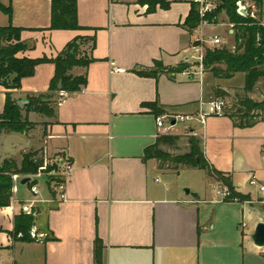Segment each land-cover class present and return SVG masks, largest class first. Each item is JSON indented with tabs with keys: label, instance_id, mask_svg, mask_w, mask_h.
<instances>
[{
	"label": "crops",
	"instance_id": "1",
	"mask_svg": "<svg viewBox=\"0 0 264 264\" xmlns=\"http://www.w3.org/2000/svg\"><path fill=\"white\" fill-rule=\"evenodd\" d=\"M145 1L76 0L78 25L93 30L72 31L48 30L50 0H0L11 6L10 22L23 29L20 40L29 46L18 57L54 58L75 37L95 38L93 50L91 43L81 49L94 61L70 72L86 76L81 91L55 94L63 98L54 118L30 113L33 130L0 134V165L4 160L20 165L22 154L38 152L46 164L58 163L59 175L55 169L50 175L63 180L48 184L43 174L27 177L36 182L33 195L31 186L21 185L24 177H13L12 202L0 208V232H7L5 227L13 231V219L24 208L37 209L35 233L54 240L8 239L0 244V264H94L97 240L102 264H264V250L249 239L264 222V207L256 203L261 198L257 186L247 187L252 175L264 186V121L241 129L225 116H210L187 122L184 135L175 127L169 133L156 128L160 116L144 104L156 103L165 114L193 115L201 101L215 99L213 89L225 91L212 87L205 75L187 79L167 71L184 64L196 36L184 27L190 5L164 0L167 8L158 4L148 13ZM8 24L0 12V27ZM156 64L161 69L155 77L134 73ZM53 77V64L38 65L13 98L20 102L46 94ZM256 85L245 94L243 74L244 96L253 94ZM5 93L0 86V115ZM158 135L182 136L179 142L186 140L187 152V137L195 136L207 162L229 174L235 191L251 203L220 201V184L205 171L182 167L172 181L159 162L144 161V149ZM66 167L71 170L64 176ZM186 170L202 173L200 184L187 186L196 199L184 194L185 184L177 185Z\"/></svg>",
	"mask_w": 264,
	"mask_h": 264
},
{
	"label": "trees",
	"instance_id": "2",
	"mask_svg": "<svg viewBox=\"0 0 264 264\" xmlns=\"http://www.w3.org/2000/svg\"><path fill=\"white\" fill-rule=\"evenodd\" d=\"M51 1V23L48 30H72L86 31L93 30L80 27L77 23L76 16V0H50ZM218 6L216 10L206 16L208 22L217 23L218 17L224 13L228 22L233 24V41L234 49L228 50L225 47L207 50L204 57L205 69L211 68L210 72L216 79L229 80L238 73L244 74L245 94L253 91L255 85L259 81H264V26L259 22L264 21V0H255L259 9L258 19L243 18L236 14L235 3L238 0H217ZM147 12L151 13L155 10L156 5L161 8H167L168 3L164 0H146ZM0 12L9 19L6 27H0V86L6 90L5 103L3 113L0 115V134L2 133H27L36 127V124L29 122L28 115L35 113L37 115L54 118L56 103L63 98V95H55L57 93L72 94L81 91L86 85V76H72L70 72L74 68L86 69L93 61L86 51L81 49L91 43L89 51L95 47L94 37H75L70 41L64 49L54 58H27L18 57V54L26 51L29 46L20 40L21 28H15L11 24L12 9L11 6L5 7L0 3ZM200 24V18L196 11V6L191 5L189 15L185 20L184 27L193 32ZM88 51V52H89ZM54 65V77L48 87L46 94L37 96H26V104L22 109L17 105V100L13 98V91L20 90L21 81L24 78L32 77L34 70L41 64ZM187 65L180 64L176 68L168 69V72L180 73ZM223 67V68H221ZM161 69L160 64H156L152 69H143L134 71L140 77H155ZM61 82V91H58L57 85ZM215 99L227 97V94L221 90L213 89ZM150 109L155 116H162L165 112L157 106L156 103L144 104ZM238 108L225 109L224 116L230 119L236 128H250L259 121H264V116L259 120L256 112H264V101L256 103L244 96L238 103ZM180 135H158L153 145L148 146L143 151V160H156L159 163H172L175 166H182L189 169L201 170L208 173L221 186L227 188L231 192V198L226 202H248V196L241 195L235 191L232 184L231 176L216 171L205 159L204 154L200 150L199 140L195 136L187 137L189 151L185 154L175 157L169 156L161 149L162 146L175 148ZM44 156H39L38 152H28L22 154V161L17 165L14 160H4L0 165V208L9 207L13 197V177L24 175L25 178L36 175H49L50 180L63 183L61 177L51 176L50 173L55 169L45 163ZM162 168L161 165H159ZM35 181H29L27 185L34 186ZM52 196L54 193L51 191ZM39 213L37 209L31 211L30 214L20 212L13 219L12 239L16 242L35 243L44 240L32 238L31 230L35 226L36 215ZM37 235V233H36ZM102 247L97 240L94 244V264H102L101 262Z\"/></svg>",
	"mask_w": 264,
	"mask_h": 264
},
{
	"label": "built area",
	"instance_id": "3",
	"mask_svg": "<svg viewBox=\"0 0 264 264\" xmlns=\"http://www.w3.org/2000/svg\"><path fill=\"white\" fill-rule=\"evenodd\" d=\"M171 1H181L188 5H195L196 11L198 13V16L200 18V24L199 26L194 30L195 34L198 32V34L195 36L193 42L190 45L188 57L185 59L184 64L187 65V67L181 71L180 75L184 76L187 79H196L201 78L204 73V57L206 55L207 50H213L216 48H222L224 47L223 40L220 37H207L202 33L203 28L206 26H212L216 25L217 23L208 22L206 20V16L208 14L213 13L217 6L218 1L217 0H171ZM236 9L235 12L237 15L243 18H252L257 20V12L259 13V9L256 6L255 0H238L235 3ZM224 14L221 13L219 17ZM225 15V14H224ZM218 17V18H219ZM262 26H264V21L259 22ZM225 27L228 28V34L233 36L234 30H233V24L227 22ZM230 31V32H229ZM234 49V48H233ZM61 101L57 104L59 106ZM224 102L222 99H212L209 101H201L199 103V108L197 110L196 114L193 115H180V114H174L169 113L162 115L160 117H157L155 120L156 128L162 132H171L174 127L177 126L179 123H187L191 121H200L205 122V120L210 117H223L224 116ZM173 122V123H172ZM70 167H66L63 171V175L67 176L70 173ZM250 186H257L258 192L261 194V198L256 201L257 204H260L264 206V186L259 185L257 182V179L254 175L250 177L249 181ZM30 192L33 195H37L38 189L36 186H32L30 188ZM217 196L220 201H226L227 199L231 198V192L220 185L219 190L217 191ZM60 199L64 200V195H60ZM234 202H237V199H233ZM247 203H251L250 201ZM26 214H30L31 211L29 208H24V211H22ZM30 235L32 238L41 239L43 238V235H36L35 230L32 229L30 232Z\"/></svg>",
	"mask_w": 264,
	"mask_h": 264
},
{
	"label": "rangeland",
	"instance_id": "4",
	"mask_svg": "<svg viewBox=\"0 0 264 264\" xmlns=\"http://www.w3.org/2000/svg\"><path fill=\"white\" fill-rule=\"evenodd\" d=\"M257 15L258 12H257ZM259 17L257 16V19ZM227 23L228 20L224 14H222L218 18V24L212 25V26H206L203 28L202 33L207 37H220L223 40L224 47L227 48L228 50H233L234 48V41H233V36L229 35L227 32V28L225 25H222L223 23ZM198 32L196 33V35ZM211 68L205 69L204 67V73L205 77L212 83V87H219L225 91L227 94V97L221 98L224 102V107L225 109H232V108H238V103L239 101L244 97L243 93L241 92V86L243 84V73H238V75L232 79V80H223V79H214L212 77V74L210 72ZM205 78V79H206ZM249 99L256 103H261L264 101V81H260L254 90V93L248 96ZM256 113H264V112H256ZM259 116V115H258ZM261 116L256 117L257 120L260 119ZM190 123L183 124L179 123L175 127V133L182 131L184 126L189 125ZM186 131H182V135L185 134ZM187 152V146H186V140L182 139L175 148L171 150H166V153L171 156L175 157L181 154H184ZM48 158V157H47ZM47 160V159H45ZM158 165L162 166V171L167 172L171 176L172 181H176V178L178 175L176 173L183 169L182 166H175L172 163H158ZM55 166V172L56 174L59 175V165L58 163L54 165ZM46 177V181L49 182V175H44ZM180 179L178 181H182L183 183H177V185H182L185 184L184 189H189L187 186L189 185L191 188H193V185L200 184L201 182V177L202 173L200 171H195V170H186L182 173H180ZM20 177H24V175H21ZM59 177V176H58ZM25 178V177H24ZM38 184L40 188L42 189L44 187V183L42 179L38 180ZM249 190H253V186H250L249 183L247 185ZM260 205V204H259ZM262 206V205H261ZM264 207V206H263ZM261 212L264 214L263 208H261ZM4 224V223H3ZM5 226V225H4ZM7 228V229H6ZM4 229V228H3ZM5 230H8L7 232L1 231L0 232V244H5L8 239H11L12 236L10 235L12 232V229H8V227H5Z\"/></svg>",
	"mask_w": 264,
	"mask_h": 264
},
{
	"label": "water",
	"instance_id": "5",
	"mask_svg": "<svg viewBox=\"0 0 264 264\" xmlns=\"http://www.w3.org/2000/svg\"><path fill=\"white\" fill-rule=\"evenodd\" d=\"M57 89H58V91H61V82L58 83ZM26 103H27L26 100L20 101V102H17V105L20 109H22ZM29 181H30L29 178H24L21 181V185H26ZM183 192L185 195L190 196L194 199H196L198 197V195L196 193L191 192L189 189L185 188V189H183ZM249 239L255 247L264 250V222H260L256 225V227H255L253 233L250 235Z\"/></svg>",
	"mask_w": 264,
	"mask_h": 264
}]
</instances>
